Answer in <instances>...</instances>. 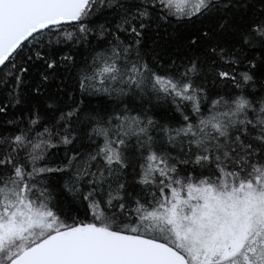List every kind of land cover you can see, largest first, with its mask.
I'll return each instance as SVG.
<instances>
[{
	"label": "snow or ice",
	"instance_id": "obj_1",
	"mask_svg": "<svg viewBox=\"0 0 264 264\" xmlns=\"http://www.w3.org/2000/svg\"><path fill=\"white\" fill-rule=\"evenodd\" d=\"M0 264H264V0H0Z\"/></svg>",
	"mask_w": 264,
	"mask_h": 264
}]
</instances>
